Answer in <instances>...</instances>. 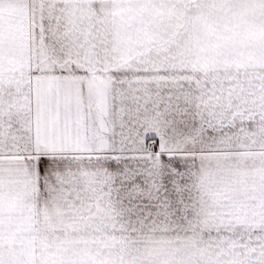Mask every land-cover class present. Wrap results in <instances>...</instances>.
Instances as JSON below:
<instances>
[{
    "label": "snow or ice",
    "instance_id": "6c2138e0",
    "mask_svg": "<svg viewBox=\"0 0 264 264\" xmlns=\"http://www.w3.org/2000/svg\"><path fill=\"white\" fill-rule=\"evenodd\" d=\"M0 264H264V0H0Z\"/></svg>",
    "mask_w": 264,
    "mask_h": 264
}]
</instances>
